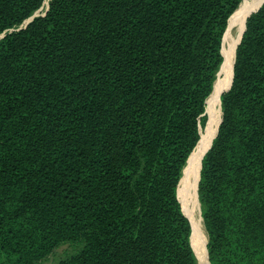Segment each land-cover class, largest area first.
I'll list each match as a JSON object with an SVG mask.
<instances>
[{"label": "trees", "instance_id": "16d2710c", "mask_svg": "<svg viewBox=\"0 0 264 264\" xmlns=\"http://www.w3.org/2000/svg\"><path fill=\"white\" fill-rule=\"evenodd\" d=\"M243 1L0 0V264H199L179 187ZM228 89L208 260L264 264V4Z\"/></svg>", "mask_w": 264, "mask_h": 264}, {"label": "bare ground", "instance_id": "6f19581e", "mask_svg": "<svg viewBox=\"0 0 264 264\" xmlns=\"http://www.w3.org/2000/svg\"><path fill=\"white\" fill-rule=\"evenodd\" d=\"M263 3H264V0H256L251 3L242 5L231 18L229 26H228V30L226 32L224 49H223L225 62L222 68V72L220 73L221 74L220 78L217 80L215 87H214V91L211 97L208 99V105L209 104L212 105L215 101L219 102L221 93L224 90H225L224 92L228 90L227 87H229L228 85L230 84L229 82L233 74L234 61L236 57V49L241 41V39L239 43L234 41L233 30L239 26H242L243 28L244 23L247 20L248 16L254 11H256L261 5H263ZM211 115H212V118L210 121V125L211 126L214 125L217 129L222 119L215 120L213 114ZM209 136L210 134H205L202 136V139L199 145L197 146V148L192 154V157L189 160V163L187 165V170L180 183L179 194H180L183 206L185 207L186 211H187L186 206L189 204L187 199H189V201L191 202L193 210H195V207L197 205L198 183H199L200 171H201V166H202V158H203V155L205 154L204 152H205V148H206ZM187 215L190 218L193 224V227H194V234H195L197 245H198V260L201 263L203 261L207 262L209 260H208L207 252L205 251V244L201 243V240H200V237L203 231L202 229L203 226H202L200 217L198 218L196 216L190 217L189 214Z\"/></svg>", "mask_w": 264, "mask_h": 264}, {"label": "rangeland", "instance_id": "374dc122", "mask_svg": "<svg viewBox=\"0 0 264 264\" xmlns=\"http://www.w3.org/2000/svg\"><path fill=\"white\" fill-rule=\"evenodd\" d=\"M256 1V0H254ZM253 1H250V0H244L242 5H245L247 3H251ZM264 4V3H263ZM241 5V6H242ZM262 7V5L257 9L259 10L260 8ZM48 8V2L45 4V7L43 8V10L41 9L40 13L44 12V10ZM256 10V11H257ZM254 11V12H256ZM253 12V13H254ZM252 14V13H251ZM245 24H246V21L244 23V27L242 28V26H239V27H236L234 30H233V37H234V41L239 43L241 37H242V33L243 31L245 30ZM225 43V42H224ZM224 49V47H223ZM224 53V51H223ZM222 72V70H221ZM221 75V74H220ZM220 78V76H219ZM218 78V79H219ZM231 81V80H230ZM230 83V82H229ZM229 86V85H228ZM228 88V87H227ZM225 91V90H224ZM223 91V92H224ZM223 92L221 93V95L223 94ZM208 113L210 115V121H211V118H212V115L214 116L215 120L216 119H222V107H221V96L219 98V102L215 101L212 105H208ZM210 121H209V124L206 128V131L203 135L205 134H210L209 138H208V141H207V145H206V148H205V151L207 150V148L209 147V145L212 143L213 139L215 138V136L217 135V132H218V128L216 129V127L214 125H210ZM220 125V124H219ZM192 157V156H191ZM189 163V162H188ZM187 201L189 202V204L186 206L187 208V214H189L190 217H193V216H196L197 218L200 217V220L202 222V226H203V231H202V234H201V237H200V240H201V243L205 244V251L207 252V247H206V244H207V241H208V237H207V233H206V230H205V227H204V224H203V221H202V217H201V206H200V202H199V197H198V201H197V205L195 207V210H193L192 208V205H191V202L189 201V199H187ZM183 204V203H182ZM189 206V208H188ZM184 207V206H183ZM185 209V207H184ZM188 216V215H187ZM194 240H195V248H196V252H197V256H198V245H197V240H196V237H195V234H194ZM72 248L70 246H63L61 248H59L47 261H45L43 264H58V262L63 259L66 254L68 252H71ZM208 256V254H207ZM206 256V257H207ZM199 261V260H198ZM199 264H210L209 261H203L202 263L199 262Z\"/></svg>", "mask_w": 264, "mask_h": 264}, {"label": "water", "instance_id": "95a60500", "mask_svg": "<svg viewBox=\"0 0 264 264\" xmlns=\"http://www.w3.org/2000/svg\"><path fill=\"white\" fill-rule=\"evenodd\" d=\"M257 11H258V10H257ZM257 11H256V12H257ZM236 12H237V11H236ZM236 12H235V13H236ZM254 13H255V12H254ZM252 14H253V13H252ZM252 14H250L249 16H251ZM249 16H248V17H249ZM232 17H233V16H232ZM232 17H231V18H232ZM247 19H248V18H247ZM246 21H247V20H246ZM245 29H246V24H245ZM227 30H228V28H227ZM226 32H227V31H226ZM244 32H245V30H244ZM244 32H243V34H244ZM242 37H243V35H242ZM241 40H242V38H241ZM240 43H241V41H240ZM240 43H239V44H240ZM238 46H239V45H238ZM237 48H238V47H237ZM236 51H237V49H236ZM234 64H235V61H234ZM233 72H234V67H233ZM228 90H229V89H228ZM228 90H227V91H228ZM227 91H226V92H227ZM221 123H222V120H221V122H220V125H221ZM220 125H219V127H220ZM218 131H219V128H218ZM217 135H218V132H217ZM217 135L215 136V138L217 137ZM215 138H214V140H215ZM214 140H213V141H214ZM212 143H213V142H212ZM198 145H199V144H198ZM198 145H197V146H198ZM192 154H193V153H192ZM205 154H206V153H205ZM205 154H204V156H205ZM191 156H192V155H191ZM204 156H203V159H204ZM190 158H191V157H190ZM203 159H202V161H203ZM189 160H190V159H189ZM188 162H189V161H188ZM201 169H202V166H201ZM200 179H201V171H200L199 182H200ZM198 188H199V183H198ZM207 244H208V241H207ZM207 244H206V247H207ZM207 253H208V249H207ZM208 257H209V256H208Z\"/></svg>", "mask_w": 264, "mask_h": 264}]
</instances>
